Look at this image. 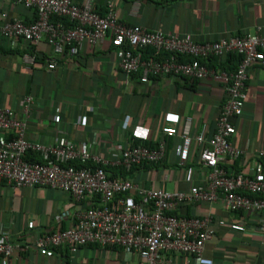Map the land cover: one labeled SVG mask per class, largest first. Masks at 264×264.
Returning a JSON list of instances; mask_svg holds the SVG:
<instances>
[{
	"label": "crops",
	"instance_id": "1",
	"mask_svg": "<svg viewBox=\"0 0 264 264\" xmlns=\"http://www.w3.org/2000/svg\"><path fill=\"white\" fill-rule=\"evenodd\" d=\"M84 4L87 0H76ZM104 14L108 0H91ZM118 19L176 35H191L200 42L217 41L236 34H264V0H112ZM7 13V17L2 14ZM25 23L37 19V12L22 4L0 0V29L8 19ZM9 42L0 31V107H17L26 95L38 105L28 116L27 139L56 144L69 139L78 144L98 138L96 155L112 159L114 151L146 141L158 146L166 142V155L158 164L136 166L130 171L107 166L112 176H122L146 188L188 191L206 185L209 169L199 163L200 146L194 140L189 160L181 165L176 146L180 133H163L166 112L190 118L194 138L207 126L206 136L216 128L221 107L227 100L223 83L212 76L201 80L185 77H150L119 69L110 40L102 46L85 44L78 54L68 49L58 57L57 67L48 69L53 48L47 38L37 45ZM213 59L211 68H220L226 57ZM229 61L226 66L229 68ZM232 66V65H230ZM230 71V70H229ZM247 99L243 114L231 118L236 126L232 143L243 154L224 163L231 174L264 177V67L249 69ZM21 113V117L24 115ZM180 125H178V128ZM139 145V144H137ZM114 149L111 150V147ZM168 175V178H166ZM257 196V195H255ZM77 211L68 192L48 186L12 188L0 184V239L8 234L28 244V249L11 258V264H135L117 247L91 244L72 252L67 247L51 251L38 249L37 238L69 226ZM178 214L188 217L211 215L214 237L206 243L203 262L192 258L185 264H264V213L230 211L223 198L213 202L187 204ZM220 220L226 223L220 225ZM242 222L246 231L231 229ZM125 257V258H124Z\"/></svg>",
	"mask_w": 264,
	"mask_h": 264
},
{
	"label": "built area",
	"instance_id": "2",
	"mask_svg": "<svg viewBox=\"0 0 264 264\" xmlns=\"http://www.w3.org/2000/svg\"><path fill=\"white\" fill-rule=\"evenodd\" d=\"M1 1L36 10L37 19L33 22L8 19L0 31L9 42L23 40L37 45L47 38L53 48L47 64L49 70L57 67L58 57L66 48L76 55L85 44L98 47L109 39L119 69L126 74H140L142 82L150 77L201 80L212 76L225 85L228 94L215 131L209 137L205 124L194 138L190 118L182 119L175 112H166L164 116L163 133L168 137L178 133L181 136L176 146L179 163L184 165L189 160L195 140L200 146L199 163L209 169L207 184L192 186L188 191L146 188L125 177L112 176L107 170V166H113L130 171L136 166L160 163L166 155L165 140L154 147L128 146L114 151L112 159H105L94 152L100 146L98 138L84 144L69 139L56 144L29 141L28 116L32 106L39 103L32 95L21 98L17 107H0V184L6 182L12 188L44 185L61 189L76 202L77 211L69 226L41 234L35 241L38 249L48 252L67 247L74 252L82 246L98 244L121 249L126 258L136 259L135 264H185L192 258L202 263L206 243L215 234L213 217L180 215V208L223 198L230 211L264 213V177L231 174L224 165L243 154L232 143L236 126L231 118L243 114L249 69L255 64L264 67L263 33L245 32L200 42L189 34L127 25L118 19L112 0L107 1L104 14L93 8L91 0L84 4L76 0ZM2 15L7 17V13ZM148 49L154 51L146 57ZM229 53L241 56L234 70L208 66L210 58H223ZM29 151L41 154L42 161L26 159ZM229 225L233 230L246 231L242 222ZM28 247L25 242L3 234L0 264H11V258Z\"/></svg>",
	"mask_w": 264,
	"mask_h": 264
},
{
	"label": "trees",
	"instance_id": "3",
	"mask_svg": "<svg viewBox=\"0 0 264 264\" xmlns=\"http://www.w3.org/2000/svg\"><path fill=\"white\" fill-rule=\"evenodd\" d=\"M65 20L68 21V19H66V18H65ZM153 51H154L153 49H148L145 52V56L148 57V56L152 55L153 54ZM225 57L227 59V62L229 61V64H228L229 65V68H227V66H226L227 62H222L220 64V68L221 69H224V70H234L238 66V64L240 62V59H241V56H239L238 54H235V53H229ZM213 59H216V58H210L207 61V64H208L209 67L214 66V65L211 64L212 61H213ZM203 61H205V60H203ZM230 65H232V66H230ZM137 144H144V145H148V146H152L153 147V144H149L146 141H142V142L137 141L135 143V145H137ZM26 159L31 160V161H42V156H41V154L36 153L34 151H29L27 153ZM73 164H76L78 166L82 165L80 162H73ZM122 170H124V169H122ZM251 196H255V194H251ZM174 213H176V212H174Z\"/></svg>",
	"mask_w": 264,
	"mask_h": 264
}]
</instances>
